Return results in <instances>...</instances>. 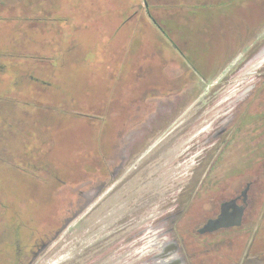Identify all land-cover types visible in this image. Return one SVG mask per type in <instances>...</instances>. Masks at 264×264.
<instances>
[{"label": "rangeland", "instance_id": "rangeland-1", "mask_svg": "<svg viewBox=\"0 0 264 264\" xmlns=\"http://www.w3.org/2000/svg\"><path fill=\"white\" fill-rule=\"evenodd\" d=\"M47 1L15 12L40 20L37 34L22 24L23 59L37 46L52 61L35 73L24 60L21 83L0 88V130L16 135L6 148L0 136V210L4 202L32 214V195L51 199L55 237L32 264H235L240 246L246 264H264V183L250 190L262 224L245 244L207 246L197 238L210 236L190 224L178 232L186 259L174 230L187 195L239 187L219 182L240 171V153L216 152L231 109L264 68V0H145L191 64L144 0ZM180 3L192 9L182 14ZM13 28L0 27V42L17 39ZM42 212L33 219L45 224Z\"/></svg>", "mask_w": 264, "mask_h": 264}, {"label": "flooded vegetation", "instance_id": "flooded-vegetation-1", "mask_svg": "<svg viewBox=\"0 0 264 264\" xmlns=\"http://www.w3.org/2000/svg\"><path fill=\"white\" fill-rule=\"evenodd\" d=\"M37 2L38 0H0V27L4 25L12 27L14 24L12 31L16 32L17 30L16 40L10 33L7 37L9 38L8 42H3L4 40L0 42L2 45L0 59L5 61H0V84L2 83L1 76L3 74L9 75L8 84H4L0 88L7 86L15 88L22 81L21 71L24 61L22 55L23 49H25L22 44L23 34L28 36L25 32L28 26H31L32 32L37 34L36 29L39 28L40 20L38 16L23 17L22 14L17 15L15 10L21 13L24 5H37ZM39 3H41V8H44V3L47 4L49 1L39 0ZM42 22L45 23V21ZM24 23H26V28L22 25ZM3 33L0 32V35L2 36ZM29 51H31V55H25L26 61H30L31 65L36 66L39 59L37 46ZM263 54L264 52L258 57L260 64L264 61ZM6 70L7 73H5ZM255 74V80L241 93L238 102L231 109L232 112L219 135V137L223 135V145L216 152L218 154L220 150L235 148L240 153L242 161L238 167L240 171L234 173L227 167L230 173L226 181L219 182H237L239 190L236 188L237 191L235 190L233 194L227 196L205 194L204 197H201L194 193L187 195L189 199L178 209L174 225L179 250L186 259L189 254L185 252V242L178 232L186 229L190 224L193 225L192 231L194 233L199 236L209 235L211 237H206L208 239L205 240L204 238H197L198 242L206 241L207 246L226 241L235 244L240 243L239 245L244 241L243 244H245L242 235L247 231L258 230L259 232L260 230L262 210L259 205H261V201L260 197L257 194H251L250 190L252 185L264 183V172L261 170V164L264 161V68L256 70ZM0 136L4 138V144L1 147L6 148L8 147V136L14 137L16 135L6 134L5 130H0ZM232 170L235 171V168ZM240 186L242 187L240 188ZM31 197H35L34 201L30 202L31 205L35 206L32 214H29L26 209L18 207V205L13 204L12 207L15 208H9L10 204L3 202V207L0 210V264H32L40 252L54 240L53 224L49 221L51 211L50 215L48 213L51 206L49 195L40 197L32 195ZM3 198L4 195L1 199L3 200ZM189 203L190 206H188ZM44 206L48 214V222L45 224L46 219L41 222L33 219L35 213L38 216L43 214ZM3 211L6 212L5 216H2ZM17 231H19L18 235ZM33 233L36 234L29 243L28 239ZM249 253L250 251H248ZM246 254V249L244 248L242 251L240 246L237 257L234 258L236 259L235 264H246ZM195 255L198 259V253ZM259 257L255 256V258ZM202 263L203 260L200 264Z\"/></svg>", "mask_w": 264, "mask_h": 264}, {"label": "trees", "instance_id": "trees-1", "mask_svg": "<svg viewBox=\"0 0 264 264\" xmlns=\"http://www.w3.org/2000/svg\"><path fill=\"white\" fill-rule=\"evenodd\" d=\"M144 4H145V10H146V15H147V17L150 19V21L158 28V30L167 38V40L172 44V46L185 58V56L183 55V53H182V51L181 50H179L178 49V47L175 45V43L172 41V39L170 38V36L167 34V32H166V30L163 28V27H161L160 25H158V22H157V20L155 19V17L150 13V11H149V8L148 7H146V2H145V0H144ZM181 4V3H180ZM179 8L181 9V12H182V14H184V12L186 11V9H192L191 7H189L187 4H185L184 6H183V3L179 6ZM194 9H196V8H194ZM215 9H217V8H215ZM185 10V11H184ZM206 10H208V9H206ZM196 11H197V14L199 13V15H208V16H213V15H215V11L214 10H212V11H210V10H208V11H206V12H203V11H198L197 9H196ZM177 15V14H176ZM176 17V16H175ZM215 37V36H214ZM218 39H220V38H212L210 41V44L213 42V41H217ZM225 40V39H224ZM208 48H209V46H208ZM208 50V49H207ZM211 51V50H210ZM43 57V58H42ZM26 58V57H25ZM23 60H25L26 61V59H23ZM40 60H41V62H51L52 61V58L51 57H44V56H40L39 57V59H38V62L39 63H37V65L36 66H34L35 67V73H36V71L38 72V67L40 66ZM185 60H186V62L188 63V64H191L190 63V61L189 60H187L186 58H185ZM26 63H29V62H26ZM32 67H33V65H32ZM34 69V68H33ZM203 79H207V78H203ZM31 79L30 78H28L27 79V81H30ZM39 92H40V89H39ZM264 224V223H263ZM259 254H261L262 252L264 253V245H262L260 248H259Z\"/></svg>", "mask_w": 264, "mask_h": 264}, {"label": "bare ground", "instance_id": "bare-ground-1", "mask_svg": "<svg viewBox=\"0 0 264 264\" xmlns=\"http://www.w3.org/2000/svg\"><path fill=\"white\" fill-rule=\"evenodd\" d=\"M264 52V51H263ZM264 55V54H263ZM262 55V56H263ZM149 232V231H148ZM149 236V238L151 237V235H148ZM166 245V244H165ZM162 246H163V244H162ZM162 248V247H161ZM160 251V250H159ZM159 253V252H158ZM171 256V255H170ZM177 259V258H176ZM160 261V260H159ZM155 262V261H154ZM166 263V262H165ZM175 263V262H174ZM161 264V263H160Z\"/></svg>", "mask_w": 264, "mask_h": 264}, {"label": "water", "instance_id": "water-1", "mask_svg": "<svg viewBox=\"0 0 264 264\" xmlns=\"http://www.w3.org/2000/svg\"><path fill=\"white\" fill-rule=\"evenodd\" d=\"M263 49H264V48H263ZM263 49H262V50H263ZM262 50H261V52H262ZM68 221H69V220H68ZM62 228H63V226H62ZM57 233H58V232H57ZM57 233H56V235H57Z\"/></svg>", "mask_w": 264, "mask_h": 264}]
</instances>
